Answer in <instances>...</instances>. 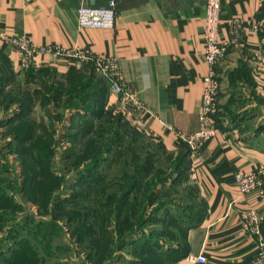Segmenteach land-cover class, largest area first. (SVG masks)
<instances>
[{"label": "crops", "instance_id": "crops-1", "mask_svg": "<svg viewBox=\"0 0 264 264\" xmlns=\"http://www.w3.org/2000/svg\"><path fill=\"white\" fill-rule=\"evenodd\" d=\"M0 2L4 34L27 36L35 47L59 46L116 59L119 80L147 111L126 110L109 89L107 105L119 108L129 124L166 149L186 147L198 208L194 223L167 242L165 250L174 253L170 264H198L200 254L204 264H263L264 0H220L218 37L226 52L214 66L219 116L212 118L217 132L193 154L176 134L191 136L200 128L202 80L209 72L202 37L206 0H115L112 30H79L76 19L79 7H106L109 0ZM90 64L95 67L91 60L46 53L24 66L16 49L0 44V107L5 110L4 92L11 83H20L28 72L53 71L64 78L85 75ZM91 72L101 77L96 69ZM230 100L236 113L228 119ZM249 171L258 173L263 189L241 196L234 175ZM248 210L256 213L257 223L243 219Z\"/></svg>", "mask_w": 264, "mask_h": 264}, {"label": "rangeland", "instance_id": "rangeland-1", "mask_svg": "<svg viewBox=\"0 0 264 264\" xmlns=\"http://www.w3.org/2000/svg\"><path fill=\"white\" fill-rule=\"evenodd\" d=\"M94 68L28 72L4 92L0 264H163L158 247L198 208L186 147L166 149L97 101L108 87L94 94L105 86Z\"/></svg>", "mask_w": 264, "mask_h": 264}, {"label": "built area", "instance_id": "built-area-1", "mask_svg": "<svg viewBox=\"0 0 264 264\" xmlns=\"http://www.w3.org/2000/svg\"><path fill=\"white\" fill-rule=\"evenodd\" d=\"M1 10V2H0ZM220 0H206L204 28H203V45L204 59L209 66L208 74L203 78V90L201 97V106L199 112V131L191 136H184L180 133L176 134L177 140L188 145L191 154L195 153L203 142L215 136L217 130L213 122V114L216 110V104L219 93V85L214 72L215 64L224 56L226 48L219 41V25H220ZM115 0H109L106 7H79L76 11V19L79 30H112L115 26ZM0 44H7L13 47L20 54L24 66L33 63V58L40 54H52L56 57H73L76 59L91 60L94 62L97 72L108 80L109 93L117 98L119 105L126 110L133 108L135 112H145L146 107L130 93L124 83L119 80V68L114 58H103L94 55L90 51L79 52L74 49H64L59 46L35 47L27 36L14 37L0 32ZM235 181L241 196H246L252 191H262V183L259 180L257 172H238L235 175ZM261 193V192H260ZM243 219L251 220L257 223V215L253 210H248L243 215ZM256 230V228H255ZM260 247L263 244L260 243ZM264 264V253H260ZM198 264H204L206 259L203 254L196 257Z\"/></svg>", "mask_w": 264, "mask_h": 264}, {"label": "trees", "instance_id": "trees-1", "mask_svg": "<svg viewBox=\"0 0 264 264\" xmlns=\"http://www.w3.org/2000/svg\"><path fill=\"white\" fill-rule=\"evenodd\" d=\"M92 66V65H91ZM93 79V78H92ZM87 84H85V86L84 87H90V86H92V80H91V78L89 77V78H87ZM104 84H105V82H104ZM102 87L106 90V84H105V86L103 85V86H101V87H99V86H93V90H95L94 91V94H95V92L96 91H101L102 90ZM96 98H97V101H100V102H102V103H105L106 101H107V98H105V97H102L101 95H99L97 92H96ZM99 96V97H98ZM29 136V135H28ZM31 136V135H30ZM187 156H188V152H187V155H185V157L187 158ZM185 158V161L187 160ZM187 162H184V166H185V164H186ZM185 170V169H184ZM186 170H188L187 169V167H186ZM184 172H186V171H184ZM183 172V173H184ZM194 212L195 211H192L191 213H188V214H184V218L181 220H179V222H180V224H181V229H180V231L177 233V234H175V236H173L172 237V239H170V240H168V241H172L173 240V238L174 237H176L177 235H182L183 234V232H184V230L183 229H185V227L187 226H190L192 223H194L193 221H194V219L196 218V217H194V216H196V215H194ZM262 231H263V229H262ZM263 233V232H262ZM167 241V242H168ZM167 242H163L162 243V245L161 246H159L158 247V251H157V254H158V258L159 259H161V260H164V263L163 264H170V259L168 258V257H172V255H174V253H173V251L171 250V248H169V250H165V248H166V245L168 244ZM160 250V251H159ZM0 255H2V252L0 253Z\"/></svg>", "mask_w": 264, "mask_h": 264}]
</instances>
